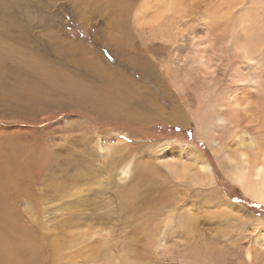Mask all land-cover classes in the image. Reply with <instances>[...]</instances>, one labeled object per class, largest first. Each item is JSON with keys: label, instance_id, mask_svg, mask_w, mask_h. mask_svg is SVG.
<instances>
[{"label": "rangeland", "instance_id": "rangeland-1", "mask_svg": "<svg viewBox=\"0 0 264 264\" xmlns=\"http://www.w3.org/2000/svg\"><path fill=\"white\" fill-rule=\"evenodd\" d=\"M64 79L90 98L74 103ZM249 92L264 123V0H0L1 210L14 176L29 185L15 209L31 224L15 228L39 221L42 264H264V204L223 160L241 164L224 127ZM120 93L127 114L102 110ZM181 146L205 157L213 185L189 157L185 176L169 172Z\"/></svg>", "mask_w": 264, "mask_h": 264}, {"label": "bare ground", "instance_id": "bare-ground-1", "mask_svg": "<svg viewBox=\"0 0 264 264\" xmlns=\"http://www.w3.org/2000/svg\"><path fill=\"white\" fill-rule=\"evenodd\" d=\"M247 49H244L243 55L248 61L251 62L254 60L253 59L254 53L253 52L251 53ZM87 73L88 72H86V74ZM65 80L66 79H64V81ZM65 85H67V88L70 91L72 90L75 91L74 97H71V95L68 94L72 98V101L74 103L77 104L79 103V105H82L83 103L80 104V102L86 101V99L90 98L91 92H88V90L85 89L86 86L78 90L75 86V83L71 82L70 80H66V83L64 82L63 86ZM69 90H66V92ZM70 91L68 93H70ZM78 94L81 95V97ZM121 97H122V93L117 94V99L114 97L111 98L108 97L109 100L108 101L106 100L103 103L104 106L102 107H104V109L102 110L108 109L107 111H111L112 113L115 110L114 113H116L117 115H120L121 112L127 114V111L122 110L121 108L120 105L121 102L124 105V102L121 100ZM28 98L34 101L39 99L37 103H41V104L43 103V100L45 101L43 95L40 94V97L37 98V94L35 93L34 95L33 92H30L28 94ZM253 99H254V94L249 92V93H245V95H243L240 101H233L234 105L232 106L230 112L233 114L232 116L234 117H231V122L228 124L227 127H224V129H227L228 131L233 132V134H235L233 138V141L235 142L234 147L238 148L236 152L238 153L241 164H237L236 161L233 158H231L228 155V153L225 151L223 152V160H225L230 167L231 172L229 174L231 176V181L238 184L240 187L243 188L246 187L247 189H251L253 191V194L256 196L258 202L264 204V123L263 122L260 123L259 120L255 118V115L253 114V110L251 108H248L249 102H253ZM108 103L110 104L108 105ZM262 104H264V102ZM256 109L262 110L261 105L256 104ZM111 114L109 115L111 116ZM124 117H122L121 119L127 121L126 119H124ZM223 121L224 120L222 119V117L218 116V118L216 119V124L220 125L221 123H223ZM236 128H238L240 131L237 134L234 131V129ZM204 134L205 136L206 134H210V129H205ZM208 143L211 146H213V144L215 145V142L213 143L212 141ZM247 143L248 145H245ZM221 145L223 146L224 144ZM100 147L103 146H101L100 144ZM180 149L181 150L178 158L177 155L175 154L169 157L170 160H172V162L166 164V167L169 170V172L171 174L172 173L177 174V176L180 177V176H185L187 172L194 170L196 173V178H197L196 180H199L201 184L208 183L209 185H213L215 183L214 182L215 180L213 174L211 173V167L209 165V162L200 153V151L197 148L186 149V147H182V146ZM181 156L190 158L193 169L190 170L189 166L188 165L185 166L183 163L181 165V168L178 169V164H179L178 160L181 159ZM34 165L38 166V163H34V161L30 158V155L26 153H25V160L21 164L17 165L19 166L20 171L28 172L29 177L27 176V180L29 183L31 181V177H30L32 174L31 170L34 168ZM250 172L252 173V175L250 174ZM33 173H35V178H37V180L38 179L43 180L42 176H47L49 175V173L50 176L53 175V171L51 170L49 171V169H47V173L43 172V169H40L37 172L33 171ZM123 173L128 174L127 169H125ZM4 186L7 187V185ZM7 188H9V193H11V195L13 196L12 199L14 202L12 203L11 208L10 209L8 208V210L7 209L1 210L3 207L1 208L0 206V264H42L41 259H39V261H37L36 259L35 254L39 252V247L37 245L36 237H33L32 235L34 234L33 233L34 231L36 232L43 231V228L38 223L39 221L35 220L34 223L36 222L37 226H35V228L29 231L27 230V225L26 226L20 225L19 228L17 229L15 228L18 225L17 224V221H19L18 218H25L26 220H29L31 224V219L27 218L24 214L22 217H20V213L17 212L15 208H17L19 203L22 201L23 197H29L30 198L29 200H31V198L33 199L35 197V193L32 191L29 185H25L24 181L22 182L19 181L15 176L13 179H11V182L9 183ZM1 200L2 199H0V201ZM23 212H26L28 215L31 214V217L33 219H35V215L38 216L37 211L32 212L31 210H28V208L27 209L24 208Z\"/></svg>", "mask_w": 264, "mask_h": 264}, {"label": "crops", "instance_id": "crops-1", "mask_svg": "<svg viewBox=\"0 0 264 264\" xmlns=\"http://www.w3.org/2000/svg\"><path fill=\"white\" fill-rule=\"evenodd\" d=\"M91 4V1L89 2V5Z\"/></svg>", "mask_w": 264, "mask_h": 264}]
</instances>
